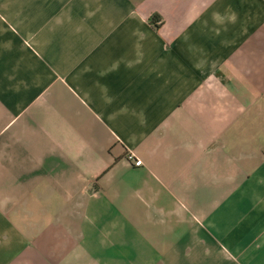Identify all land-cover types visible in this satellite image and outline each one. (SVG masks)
I'll use <instances>...</instances> for the list:
<instances>
[{"label": "crops", "instance_id": "crops-1", "mask_svg": "<svg viewBox=\"0 0 264 264\" xmlns=\"http://www.w3.org/2000/svg\"><path fill=\"white\" fill-rule=\"evenodd\" d=\"M0 264H264V0H0Z\"/></svg>", "mask_w": 264, "mask_h": 264}, {"label": "built area", "instance_id": "built-area-1", "mask_svg": "<svg viewBox=\"0 0 264 264\" xmlns=\"http://www.w3.org/2000/svg\"><path fill=\"white\" fill-rule=\"evenodd\" d=\"M126 160L129 161V162H131L134 167L141 166V162L139 160L133 159V157H132L131 154H127Z\"/></svg>", "mask_w": 264, "mask_h": 264}, {"label": "trees", "instance_id": "trees-1", "mask_svg": "<svg viewBox=\"0 0 264 264\" xmlns=\"http://www.w3.org/2000/svg\"><path fill=\"white\" fill-rule=\"evenodd\" d=\"M151 22H152V24L154 25V26H156L157 25V19H156V17H151Z\"/></svg>", "mask_w": 264, "mask_h": 264}]
</instances>
